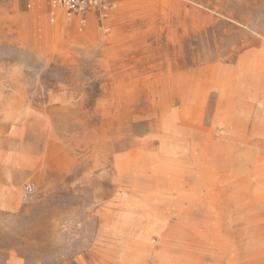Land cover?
<instances>
[{
    "label": "rangeland",
    "instance_id": "374dc122",
    "mask_svg": "<svg viewBox=\"0 0 264 264\" xmlns=\"http://www.w3.org/2000/svg\"><path fill=\"white\" fill-rule=\"evenodd\" d=\"M0 264H264V0H0Z\"/></svg>",
    "mask_w": 264,
    "mask_h": 264
},
{
    "label": "built area",
    "instance_id": "2783aa9c",
    "mask_svg": "<svg viewBox=\"0 0 264 264\" xmlns=\"http://www.w3.org/2000/svg\"><path fill=\"white\" fill-rule=\"evenodd\" d=\"M52 8L77 18L81 25L94 18L98 23L107 19L119 0H48Z\"/></svg>",
    "mask_w": 264,
    "mask_h": 264
}]
</instances>
